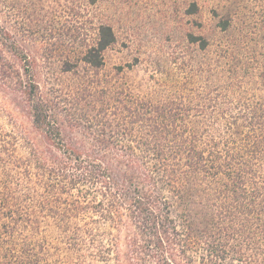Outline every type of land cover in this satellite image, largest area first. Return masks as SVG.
<instances>
[{"label":"trees","instance_id":"16d2710c","mask_svg":"<svg viewBox=\"0 0 264 264\" xmlns=\"http://www.w3.org/2000/svg\"><path fill=\"white\" fill-rule=\"evenodd\" d=\"M4 5L14 3L0 0L11 126L0 128V264H40L20 237L42 216L67 234L70 252L87 236L103 264H264V98L245 91L264 88L246 34L253 18L264 23V0H231L218 35H189L211 57L174 61L178 74L150 76L145 89L127 84L125 67L105 71L117 43L106 24L76 57L44 58L43 85L38 61L3 23ZM99 221L126 229L125 251L120 238L98 242Z\"/></svg>","mask_w":264,"mask_h":264},{"label":"rangeland","instance_id":"374dc122","mask_svg":"<svg viewBox=\"0 0 264 264\" xmlns=\"http://www.w3.org/2000/svg\"><path fill=\"white\" fill-rule=\"evenodd\" d=\"M231 0H12L13 7L3 6V23L15 32L16 39L25 46L28 53L38 61L35 66L38 80L45 85V78L51 73L43 60L76 57L84 42H94L97 28L101 24L110 25L117 37V43L105 53L106 72L114 67H125L127 84L141 89L149 84L150 76L163 79L167 73H175L174 61L204 62L211 53L200 51L189 42V35L213 38L218 35L216 25L226 18L225 5ZM197 3L198 10L193 7ZM252 19L246 34L249 50L258 51V64L254 62L260 75L264 72V23ZM87 34V36H86ZM250 34V36H249ZM259 35H262L261 37ZM253 39V40H252ZM258 41V42H257ZM78 53V52H77ZM256 61V60H255ZM127 64L134 65L132 70ZM159 66H161L159 68ZM59 65L54 74H60ZM189 72V70H187ZM253 78L257 77L251 72ZM176 74V73H175ZM260 77V76H259ZM259 81V80H258ZM47 87V86H46ZM254 98H264V88L245 85ZM260 87V86H259ZM251 88L253 90H249ZM8 106L0 92V128L10 131ZM23 124L27 119L21 116ZM84 218L72 223L84 224ZM98 242H110L120 238V250L125 251L126 229L119 233L104 221L92 225ZM38 249L40 264H103L95 262L90 255L87 236H82L80 248L74 252L68 249L67 234L61 232L53 219L42 220L39 230L23 232ZM108 264H115L111 261Z\"/></svg>","mask_w":264,"mask_h":264}]
</instances>
